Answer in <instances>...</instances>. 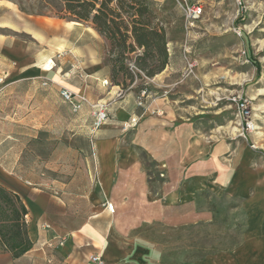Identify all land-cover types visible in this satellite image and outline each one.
<instances>
[{"label":"rangeland","instance_id":"374dc122","mask_svg":"<svg viewBox=\"0 0 264 264\" xmlns=\"http://www.w3.org/2000/svg\"><path fill=\"white\" fill-rule=\"evenodd\" d=\"M149 1L166 39L169 33L180 44L187 32L180 0ZM203 2V15L188 31L196 60L192 72L176 46L168 62L172 70L158 81L135 76L120 88L135 100L146 88L150 97H143L144 104H166L172 117L190 121L211 144L224 141L219 171L199 160L205 172L196 171L203 169L198 165L195 175L205 174L207 183L194 191L193 205L165 203L163 197L124 204L114 221L121 248L109 250L112 260L106 264H264V0ZM62 9L60 0H0V164L4 159L17 165L20 177L36 186L53 178L64 183L79 173L92 187L87 135L93 116L62 103L52 70L60 67L71 78L84 45L105 51L106 58L108 47L91 36L90 22L71 20ZM8 52L18 58L6 61ZM27 56L34 73L26 71ZM49 59L54 66L44 70ZM122 79L121 73L115 78ZM233 98L249 101L247 131ZM150 113L162 112L150 107ZM163 164L158 176L165 179ZM229 180L241 187H231ZM107 206L115 211L112 203Z\"/></svg>","mask_w":264,"mask_h":264},{"label":"crops","instance_id":"0c3cea01","mask_svg":"<svg viewBox=\"0 0 264 264\" xmlns=\"http://www.w3.org/2000/svg\"><path fill=\"white\" fill-rule=\"evenodd\" d=\"M91 30V36L100 38L108 47V42ZM80 38L81 34L75 41ZM176 46L180 48V44L177 45L167 33L169 58ZM77 54L78 65H73L76 70H70L73 72L71 78H67L68 72L60 67L52 72L56 76L58 95L60 87H67L85 94L91 102L99 101L107 106L108 121L96 130L91 129L87 135L93 163L89 174L95 183L91 187L88 181L81 182L77 173L64 183L53 178L36 186L20 177L19 170L14 168L17 165L10 167L3 159L0 182L21 196L28 210L26 222L32 246L17 258L8 251L0 250V264L94 263L89 259V255L94 253H99L108 263L112 260L109 250L121 248L115 235L114 221L125 208L124 204L156 203L163 201V197L165 203L193 205L194 191L204 188L207 183L205 174L200 178L195 175V166L202 165L206 159L211 167L219 171V157L225 150L224 141L211 144L194 130L190 121H178L172 117L166 104L153 106L154 99L149 105L137 106L135 95L130 90L123 91L120 84L111 83V67L105 51L99 53L91 45H84ZM5 55L4 59L10 62L18 58L11 52ZM48 62H51L50 68L47 69L46 65L44 70H51L54 66L52 59ZM26 65L27 72H35L29 68V56L26 57ZM168 70H172L170 64L149 78V82L154 84ZM149 97L148 94L145 102ZM62 103L71 110L67 103ZM150 107L162 113L151 114ZM83 112H90L89 105L83 104L75 113ZM133 114L140 117L136 129L131 133L120 131V123ZM164 162L167 163L165 179L158 176ZM202 167L196 171L204 173L205 166ZM256 174L258 176V172ZM256 182L260 183L258 177ZM228 183L233 188L241 187L236 180H229ZM111 203L115 205L114 212L107 206ZM79 205L84 206V210H78ZM43 223L50 224V228H44ZM54 236L63 237V244L43 246L46 238Z\"/></svg>","mask_w":264,"mask_h":264},{"label":"trees","instance_id":"16d2710c","mask_svg":"<svg viewBox=\"0 0 264 264\" xmlns=\"http://www.w3.org/2000/svg\"><path fill=\"white\" fill-rule=\"evenodd\" d=\"M65 16L90 22L108 42L110 78L124 85L134 77H153L169 62L166 31L149 0H60ZM121 73L123 79L115 78ZM21 196L0 182V250L14 258L28 251L26 214Z\"/></svg>","mask_w":264,"mask_h":264},{"label":"built area","instance_id":"2783aa9c","mask_svg":"<svg viewBox=\"0 0 264 264\" xmlns=\"http://www.w3.org/2000/svg\"><path fill=\"white\" fill-rule=\"evenodd\" d=\"M204 0H180L179 4L183 12L185 20V28L187 30L185 37L180 43V50L182 56L185 60V70L187 72H192L196 65V60L192 57V38L188 31L196 27V23L199 21L204 12ZM240 3V1H239ZM0 83H4V77L0 76ZM46 84V81L42 82ZM148 91L146 88L141 89L137 96L136 104L137 106L144 107L143 97H147ZM59 96L61 100L67 103L73 112H77L81 109L83 104H87L90 107L91 115L93 116L92 129L96 130L105 124L109 119V112L107 106L103 102L95 101L91 102L88 100L85 94L76 93L67 87L59 88ZM236 108L240 116L243 118V130L247 131L251 128L252 122L250 121V108L249 101L247 99L236 100ZM139 115L133 114L129 118L123 120L120 123V131L128 132L134 129L139 122ZM42 226L46 229L50 228V224L43 223ZM64 242L63 237L54 236L52 238H46L43 241V246L55 247L57 245H62ZM89 259L96 264H105L99 253H94L89 255Z\"/></svg>","mask_w":264,"mask_h":264},{"label":"bare ground","instance_id":"6f19581e","mask_svg":"<svg viewBox=\"0 0 264 264\" xmlns=\"http://www.w3.org/2000/svg\"><path fill=\"white\" fill-rule=\"evenodd\" d=\"M106 264V263H105Z\"/></svg>","mask_w":264,"mask_h":264}]
</instances>
